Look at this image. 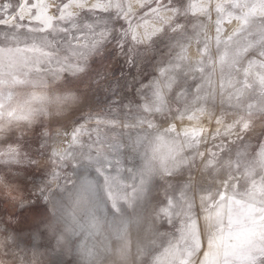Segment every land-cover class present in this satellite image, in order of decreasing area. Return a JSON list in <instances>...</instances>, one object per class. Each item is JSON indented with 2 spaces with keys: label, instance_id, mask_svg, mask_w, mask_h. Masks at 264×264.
Instances as JSON below:
<instances>
[{
  "label": "snow or ice",
  "instance_id": "obj_1",
  "mask_svg": "<svg viewBox=\"0 0 264 264\" xmlns=\"http://www.w3.org/2000/svg\"><path fill=\"white\" fill-rule=\"evenodd\" d=\"M0 264H264V0H0Z\"/></svg>",
  "mask_w": 264,
  "mask_h": 264
},
{
  "label": "rangeland",
  "instance_id": "obj_2",
  "mask_svg": "<svg viewBox=\"0 0 264 264\" xmlns=\"http://www.w3.org/2000/svg\"><path fill=\"white\" fill-rule=\"evenodd\" d=\"M229 31H231V28H229ZM194 53H195V52H194ZM192 54H193V53H192ZM193 58H195V55L193 56ZM99 99H100L101 101L104 100V94H103V93H101ZM204 179H205V178H203V177H198V180H204ZM24 227H27V225H24ZM163 228H164L165 230H168V229L171 228V226L165 224V225L163 226ZM135 240H136V235H135V233H134V234H133V243H135Z\"/></svg>",
  "mask_w": 264,
  "mask_h": 264
},
{
  "label": "bare ground",
  "instance_id": "obj_3",
  "mask_svg": "<svg viewBox=\"0 0 264 264\" xmlns=\"http://www.w3.org/2000/svg\"><path fill=\"white\" fill-rule=\"evenodd\" d=\"M193 56L195 55V53H194V50H193V54H192Z\"/></svg>",
  "mask_w": 264,
  "mask_h": 264
}]
</instances>
